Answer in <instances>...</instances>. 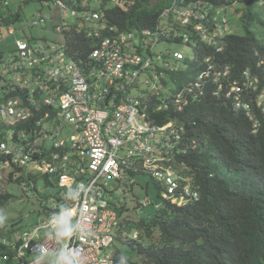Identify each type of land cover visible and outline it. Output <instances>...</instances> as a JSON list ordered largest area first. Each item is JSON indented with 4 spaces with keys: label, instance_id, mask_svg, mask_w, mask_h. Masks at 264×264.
Listing matches in <instances>:
<instances>
[{
    "label": "built area",
    "instance_id": "built-area-1",
    "mask_svg": "<svg viewBox=\"0 0 264 264\" xmlns=\"http://www.w3.org/2000/svg\"><path fill=\"white\" fill-rule=\"evenodd\" d=\"M8 1L0 0V7L7 5ZM36 1L41 6L30 26L50 21L45 8L53 5L61 12L60 31H83L94 44L86 60L68 62L66 46L43 42L32 44L17 39L15 59L0 62V84L4 81L2 84H7L10 80L12 85L23 89L35 85L45 91L44 103L57 111L56 124L51 130L44 126L47 117H44L46 122L43 124L41 119L35 125L29 123L35 110L41 106L29 108L19 97L0 101V119L13 117L15 120L8 125L21 120L33 128L32 136L25 127L13 136V130L8 129V125L0 124V155L9 159L0 161V176L9 165H28L56 181L52 186L53 192L49 194L50 201L47 198L43 204L48 212L45 221L15 235L16 251L12 258L16 264H34L36 258L31 257L34 256L32 249L40 240L39 232L47 229L51 237H55L51 218L60 205H65L73 209V225L79 222L81 231L78 233L77 228L66 241L52 239L53 249L67 247L74 250L80 256V264H114L112 256L107 254L119 228L116 213L108 207L105 198V194L113 190L111 180L122 181V188L129 194L136 181L134 175L127 173L145 172L166 184L162 193L164 199L184 204L199 198L193 185L175 178L171 170V151L179 142L183 127L172 123L163 126L154 124L148 118L145 97L139 93L132 95L131 91L148 72L153 78L151 87L156 89V80L163 70L181 69L179 62L184 58L181 52L169 49L164 53L155 52L161 41L178 38L190 43L192 39L195 43L193 47L197 49L199 39L207 45L217 46L220 37L229 32L228 5L163 0L165 5L160 7L156 24L141 30L140 44L134 40L133 32H119L117 26L108 23L106 7L91 5L90 9L85 8L87 3L97 0ZM255 2L264 7V0ZM130 3L131 0H115L114 4L128 10L134 0ZM82 5L85 10L79 11ZM217 9L220 11L215 17ZM70 17L75 20L69 22ZM91 26L95 28L90 30ZM214 29L220 33L213 35ZM13 32L9 29V33ZM184 34L186 38H183ZM221 49V46L217 47V51ZM82 62H85V67ZM204 64L203 70L172 99L177 109L187 105L190 98L199 97L206 84L213 83L214 95L219 96L223 92L225 97L234 100L235 107L250 111V103L242 100V94L258 89V74L246 68L237 80L228 64L219 65L209 58ZM156 65L162 68L157 69ZM258 66L264 72V59L261 57ZM33 68L40 73L34 76L30 73ZM20 73L21 84L14 82L15 75ZM31 98L27 100L33 104L36 98ZM257 99L264 113V91H260ZM63 123L73 129L69 137L64 135ZM50 138H53L52 144L46 149L45 140ZM65 146L67 149L63 155L55 153ZM78 184L84 186L80 200H67V189ZM22 186L27 187L25 182ZM41 242L49 243V239L44 237Z\"/></svg>",
    "mask_w": 264,
    "mask_h": 264
},
{
    "label": "trees",
    "instance_id": "trees-1",
    "mask_svg": "<svg viewBox=\"0 0 264 264\" xmlns=\"http://www.w3.org/2000/svg\"><path fill=\"white\" fill-rule=\"evenodd\" d=\"M198 1L217 6L242 3L244 12L239 24L243 32L225 33L217 46L197 39V67L190 62L186 71L178 72L174 82L180 87L192 79L196 71L203 70L205 58L219 65L228 64L233 77L240 80L246 68L255 69V52L258 51V58L264 56V7L261 6L259 13L254 0H185L184 4ZM164 5L163 0H134L128 10L116 6L107 10L105 17L119 29L132 28L135 41L141 44V30L156 24L160 7ZM240 9L233 7L230 16L236 17ZM67 38L70 56L76 61L84 60L94 41L75 29L67 32ZM218 46L222 47L220 51ZM262 70L258 67V89L243 95L250 102V112L235 107L233 99L225 98L223 93L215 96V85L208 83L203 95L189 101L178 114L170 110L151 114L159 123L177 118L183 124V138L171 151L176 160L174 167L181 178L193 183L200 198L183 206L164 202L160 210L135 216L127 203L119 204L118 198L113 197L111 203L118 211L125 233L124 240L119 241L133 251L127 254L118 250L116 264H264V113L257 102L259 92L264 91ZM30 73L35 76L40 72L33 68ZM10 87L4 84L0 89L10 92L7 97H19L25 100L24 105L29 103V87ZM33 96L37 99L36 107L52 110L44 103V90L36 88ZM23 126L17 123L14 130ZM25 130L33 135L32 127ZM66 149L67 146L55 153L63 155ZM12 174L7 175L8 180L20 183L25 179L21 173L14 178ZM27 176L36 183L41 178L46 186H55V179L49 175L30 172ZM34 190L38 194L36 185ZM48 197L45 195L46 200ZM11 199V193L0 192V211ZM10 225L4 219L0 222V264L9 263L14 253L11 241L18 230L9 229ZM134 231L137 238L131 237Z\"/></svg>",
    "mask_w": 264,
    "mask_h": 264
},
{
    "label": "rangeland",
    "instance_id": "rangeland-1",
    "mask_svg": "<svg viewBox=\"0 0 264 264\" xmlns=\"http://www.w3.org/2000/svg\"><path fill=\"white\" fill-rule=\"evenodd\" d=\"M155 1V0H152ZM15 3V2H14ZM25 4L19 9L21 18L26 22L29 23L34 12L39 8V3L35 2L34 0H26L24 2ZM115 3V0H97L96 2L91 3L92 6H96L97 8L101 7H109ZM116 7V6H113ZM111 7V8H113ZM233 7H236V10L238 8H241L239 11L235 13L236 17L230 16L232 15ZM259 7V8H258ZM228 8V13L230 14L229 16L233 20H229V31H234L237 33H242L243 32V27L239 24V19L241 15L244 12L242 3L240 2H233L231 5L227 6ZM258 12L261 13L262 8L261 6H258ZM110 9V8H109ZM108 9V10H109ZM124 10V9H123ZM46 11V10H45ZM219 9H217L214 13L215 17L217 16ZM54 15L57 17L59 16V11L57 9L54 10ZM75 19L74 17L69 18V22H73ZM16 28L20 27L21 24L17 22L14 25ZM39 28V27H37ZM253 26H250V29H252ZM259 29V28H258ZM37 31L36 29H34ZM260 31V29H259ZM2 35L0 36V48H5V49H12L15 50V43L14 39H21L22 35L20 33L14 35H6L5 32H1ZM219 30H213L212 34L217 35L219 34ZM183 38H186L184 35ZM204 40V37L202 38ZM53 43H63L64 42V36L62 34H57L55 37L52 38ZM137 40V38H135ZM194 40L190 41V44L188 43H173V44H167V43H161L159 46L155 48V51L162 52L166 48L171 49V50H178L183 53L184 55V60H181L179 63L181 66H183V70L188 67L190 59L194 57V52H193V45H194ZM2 58V54H0V60ZM7 59V58H6ZM3 70V69H2ZM167 72L169 71H164L162 73V76H160L157 80L156 83L162 84V87L158 90L160 93V97L166 98L170 96L177 88V83L174 82L173 78L177 77V75H172L168 74ZM150 74V73H149ZM165 74V75H164ZM15 80L14 82L20 83L22 80V74H17L15 75ZM9 79V78H8ZM29 80V78H28ZM6 82V81H4ZM2 82V83H4ZM1 83V84H2ZM30 86V92H33L37 86ZM147 89H150L147 87ZM35 92V91H34ZM33 98H31L32 100ZM40 99V98H39ZM45 99V98H43ZM37 101V100H36ZM22 103V102H21ZM39 107V106H37ZM15 119L13 117H2L0 119V124L8 125L9 123L13 122ZM70 130L65 129V134L69 136ZM51 145V140L45 141V147L48 148ZM13 171H19L17 170V167H12ZM12 169L7 168L1 174L0 177V192H9L12 194V199L5 205V207L0 211V217H3L4 220L8 225H10L12 222H15L13 225L8 226L9 229L11 230H18V233L28 229V228H34L38 224L43 223L46 219V211L41 204V201L44 202L45 195H49L53 192L52 185L51 186H46L44 182L39 178V180L36 183V190L38 194L35 192L33 188H29L27 190L23 189L22 186L18 184L16 181L8 180L7 175L8 172L10 173ZM31 169H34L31 167ZM29 170V168H28ZM20 172V171H19ZM14 178V177H13ZM137 180L139 181V184H136L134 186L133 192L130 191V194L125 197L124 193L125 190L122 188L124 185L121 183L122 181H117V180H111V186H113V189L117 195L118 202L119 204L121 203H127L126 206L130 209L133 215L135 216H142L144 213H153L155 210V205L158 203L162 202V198L160 197V187L157 182L153 180V178L149 175L147 176H142V177H137ZM148 182V189L145 191L143 186H140V184H144ZM121 183V184H120ZM44 196V197H43ZM51 197H48V201H50ZM149 200L150 203L145 206V207H136V203H143L145 200ZM20 229V230H19ZM47 231V229H43L39 232V238L42 240L44 237V233ZM49 231V230H48ZM50 232V231H49ZM112 250H121L123 253L130 254V252H133L130 249H127L123 246V244L120 241H115L113 246L111 247ZM108 249L107 251H109ZM3 264H13L11 262L9 263H3Z\"/></svg>",
    "mask_w": 264,
    "mask_h": 264
},
{
    "label": "clouds",
    "instance_id": "clouds-1",
    "mask_svg": "<svg viewBox=\"0 0 264 264\" xmlns=\"http://www.w3.org/2000/svg\"><path fill=\"white\" fill-rule=\"evenodd\" d=\"M255 1V0H254ZM257 4V3H256ZM257 5H259V4H257ZM260 6V5H259ZM185 35V34H184ZM186 36V35H185ZM170 40H175V41H170ZM170 40H168V41H170V42H172V43H184L183 41H181V39H178V38H174V39H170ZM192 40V39H191ZM190 40V41H191ZM43 43H49V42H43ZM51 44H56V43H51ZM188 44H190V43H188ZM156 48V47H155ZM173 51H178V50H173ZM66 52V51H65ZM180 52V51H179ZM193 52H194V57L192 58V59H190V61H189V63L190 62H193L194 64H195V67H197V49H194V47H193ZM182 53V52H181ZM257 53H258V51H256L255 52V55L257 56V62H259L260 61V58H258V55H257ZM183 54V53H182ZM15 56H16V53H15V51H14V54H13V59H15ZM184 56V55H183ZM259 57H261L262 59H264V56H259ZM185 58V57H184ZM184 58H183V60H184ZM2 59V58H1ZM206 59V58H205ZM210 59V58H209ZM66 60L69 62V61H71V60H73V59H71V58H69L68 56H67V54H66ZM211 60V59H210ZM1 61V60H0ZM205 61V60H204ZM204 61H203V63H204ZM258 67H260V66H258ZM249 68V67H248ZM262 68V67H261ZM188 69V67L185 69V71ZM251 69V68H250ZM252 70V72H254V73H256V74H258V68H257V63H256V67H255V69H251ZM179 71H184L183 70V66H181V69H179V70H175V71H169V72H174V73H172V74H174V75H177L178 74V72ZM198 72H200V71H196V73H195V75H194V77L192 78V79H190L188 82H186L185 84H183V85H181L180 87H177L175 90H173V92H172V94L170 95V96H168V97H166V98H162V97H160L159 95H160V93L158 92V90L162 87V84H158V83H156V89H154V91L152 92V93H150V97L149 98H145V103H146V105H147V114H148V118L149 119H151V120H153V122H154V124H156V125H159V126H163V125H167L168 123H172L173 125H175V126H183V124H180L179 123V121L177 120V118L176 119H170V120H167V121H164V122H161V123H159V122H157L156 120H155V118H153V116L151 117V114L152 113H160L161 111H164V110H166V111H173L175 114H178L177 112L178 111H181V110H179V109H177V107H176V105L173 103V101H172V99L175 97V95L186 85V84H188L190 81H192L194 78H195V76L197 75V73ZM160 76H162V72H161V74L159 75V77ZM158 77V78H159ZM173 80H174V78H173ZM8 85H11V89H13V88H15V87H18V86H15V85H12V84H10V83H7ZM2 85H4V84H0V88H1V86ZM206 86V85H205ZM204 86V87H205ZM204 87H203V89H202V91H203V93H204ZM9 88V89H10ZM253 92V91H252ZM10 92L8 91H6L5 89H3L2 88V90L0 89V101H2V102H7L8 100H12V99H14L15 97H13V96H9V97H7V95L9 94ZM203 93L200 95V96H202L203 95ZM223 92H221V94H222ZM260 93V92H259ZM224 94V93H223ZM243 95H244V93L242 94V100L244 101V102H248V101H246L244 98H243ZM216 96V95H215ZM220 96V95H219ZM224 97H225V95H223ZM7 97V98H6ZM225 98H227V97H225ZM232 99V98H231ZM192 100H194V99H192V98H190V100L189 101H192ZM258 100V99H257ZM35 102H36V99H35ZM233 102H234V100H233ZM189 103V102H188ZM248 103H250V102H248ZM259 106V105H258ZM260 107V106H259ZM41 108V107H40ZM241 109H243V107H241ZM250 109H251V105H250ZM245 110V109H244ZM262 111V110H261ZM37 111L35 110V113H36ZM247 112H250V111H247ZM156 117H157V115H156ZM176 117V116H175ZM44 122H46V118H44V121H43V123ZM24 124V126L23 127H21V129H23L24 127L26 128V127H28L27 125H29L28 123H26V122H23V121H21L20 120V123H19V121H16L15 123H14V125H8L7 126V128L8 129H11V130H13V136H16L17 134H18V132L21 130V129H19V130H14V126H15V124ZM45 127H46V125H44ZM47 128H49V127H47ZM180 134H181V138H180V140H179V142L174 146V147H177L178 145H179V143H180V141H181V139L183 138V132H181L180 131ZM66 135V134H65ZM70 135V134H69ZM47 140H50V139H47ZM51 146V145H50ZM46 149H48V148H46ZM181 151H183L184 152V148H181ZM0 161H8L9 159H7L6 157H4V156H2V155H0ZM172 157H173V160L171 161V170H172V172L175 174H173L174 175V177L175 178H177L178 180H180L181 182H190L192 185H193V183L189 180V179H183V178H181L180 176H179V174H178V172H177V170L175 169V167H174V165L176 164V160H175V157L173 156V153H172ZM12 167H17V166H14V165H9V168L10 169H12ZM28 168H29V170H28ZM17 170H19V171H16V170H14L13 171V169H12V171L10 172V173H13L12 174V177H17V175L18 174H22L23 175V177L25 178L24 180H21V182L20 183H18L20 186H22V183L23 182H25L26 183V185H27V187L26 188H24L23 186H22V188L23 189H25V190H27V189H29V188H33L34 189V187H35V185H36V182L35 181H32V180H30L29 178H28V173H30V172H33V173H41L40 171H38V170H36V169H31V167L30 166H28V165H25V166H19V167H17ZM5 171H8V170H5ZM2 172H4V171H2ZM2 172H1V174H2ZM9 172H8V174H10ZM43 174V173H42ZM127 174H130V176H135V181H136V184H139L138 182H137V180H136V176H147V175H149V176H151L152 178H153V180L155 181V182H157L158 183V185H159V187H160V197L162 198V202L161 203H158V204H156L155 205V210H160L161 208H162V206H163V203L164 202H170V203H172L173 205H177V206H183V205H185V204H187V203H189V202H192V201H197L199 198H200V193H199V191H198V189H196L195 187H194V185H193V188L195 189V190H197L198 191V193H199V198L197 199V200H190V201H188L187 203H184V204H178V203H176V202H172V201H169V200H167V199H164L163 198V196H162V193H163V191L166 189V184L163 182V181H161V180H159V179H157V178H155V177H153L152 175H150V174H148V173H145V172H137V173H135V174H133V175H131V173H127ZM45 175H47V174H45ZM1 177V176H0ZM135 184V185H136ZM134 185V186H135ZM142 186H143V184H142ZM144 189H145V191H147V189H148V182H147V184H146V186L145 187H143ZM133 189H134V187H133ZM133 189L132 190H130V191H132L133 192ZM82 191H84V186L83 185H76L75 187H70V188H68L67 189V192H66V199L67 200H71V201H73V202H78L79 200H80V196H81V192ZM130 191H129V194H130ZM125 192H126V190H125ZM129 194H126V193H124V195H125V197H127ZM117 197V195H116V193H115V191H114V189L111 191V192H109V194H105V198H106V202H107V204H108V207L110 208V209H112L115 213H116V217H117V220H118V224H119V228H118V230H117V232H116V237L114 238V241H113V243H112V245L109 247V251H108V253L107 254H109V255H111L112 256V259H113V262H114V264H116L115 263V255H116V253H117V251L118 250H112L111 249V247L113 246V244L115 243V241H119L120 240V238L121 239H123L124 240V235H125V233H124V231H122V222H121V219H120V217H119V215H118V211H117V209L116 208H114L113 207V205H112V203H111V201H112V198L113 197ZM118 198V197H117ZM119 199V198H118ZM138 203V202H137ZM150 203V201L149 200H145L143 203H138L140 206H143V207H145V206H147L148 204ZM124 205H125V203H124ZM158 205V206H157ZM3 217H0V222H2L3 221ZM51 226H52V231L54 230V232H55V237L53 238V237H51V234H50V232L47 230V231H45V233H44V236L43 237H47L48 239H49V243H42L41 242V239L39 240V242L38 243H36L34 246H33V249H32V251H33V253H34V256H31V257H35L36 259H35V261H34V264H80V256H79V254L77 253V252H75L74 250H71V249H69V248H67V247H59V248H55V249H53V247H52V244H51V240L52 239H58V240H60V241H66V240H68V239H70L73 235H74V232H76V229L78 228V233L81 231V228H80V225H79V222L77 223V225H73V209L71 208V207H68V206H65V205H60V207H59V209H58V211H56L53 215H52V218H51ZM28 229H30V228H28ZM27 230V229H26ZM51 231V232H52ZM19 234V233H18ZM15 235H17V234H15ZM15 235H14V237H15ZM137 232L136 231H134L133 233H131V237L132 238H137ZM14 237H13V239H12V241L11 242H13V249H14V251H16V245H15V240H14ZM9 243V242H8ZM13 256V255H12ZM4 262V261H3ZM11 263H13V264H16L15 263V261H13V258L11 257V261H10Z\"/></svg>",
    "mask_w": 264,
    "mask_h": 264
},
{
    "label": "crops",
    "instance_id": "crops-1",
    "mask_svg": "<svg viewBox=\"0 0 264 264\" xmlns=\"http://www.w3.org/2000/svg\"><path fill=\"white\" fill-rule=\"evenodd\" d=\"M25 1L26 0H9L7 5H3L2 7H0V36L2 35V33H1L2 31L5 32L6 35H14V37L16 36V34L20 33L22 35L21 39L29 41L32 44L41 43V42H49L51 44V43H53L52 42L53 41L52 40L53 37H55L57 34H62L63 36L65 35L64 36V42L63 43H56V44H58L60 46H66L65 51H66L67 56L69 58L75 60L72 56H70L71 48L69 46V40L67 38L66 31H60L59 28H58L61 25V23H62L60 10L57 7L53 6V5H50L49 7H46L45 8L46 13H48L50 15L51 20L48 21V22L41 23L38 26H30L29 23L31 22V20L33 19L36 11L40 8L41 5H40L39 1L34 0L35 2L39 3V8L34 12L30 22L26 23L21 18V14H20V11H19V9H21V7L25 4L24 3ZM41 1L44 2L45 0H41ZM47 1H49V0H47ZM113 6H116V5L113 4V5H111L109 7H106V8L109 9V8H111ZM93 7H96V6H93ZM85 8L86 9H90L91 8V3H87ZM55 9H57L59 11V16H57V17L54 15V10ZM78 9H79V11L85 10L83 5L81 7H79ZM17 22H19L21 24V26L18 27V28H16L14 26ZM37 27H39V28H37ZM94 28H95L94 26H91L90 30H93ZM9 29H13L14 32L13 33H9ZM34 29H36L37 31H35ZM116 29H118L119 32H129V31H131L132 28H128V29H123L122 30V29H119L118 27H116ZM131 32H133V31H131ZM133 38L135 40L134 34H133ZM16 40L17 39H14L15 50H16ZM161 43L173 44L172 42H170L168 40H164V41H161L157 46H159ZM91 46H93V43L91 44ZM79 48L80 47L77 48V51H78ZM167 49L168 48L163 50L162 53H164L165 51H168ZM15 50H12V49L9 50V48L8 49L0 48V54H2V59H1L0 62L13 59V54H14ZM89 50L90 49L87 50L84 60H86L87 53L89 52ZM170 50L171 49H169V51ZM155 52L159 53V51H155ZM77 53H79V52H77ZM82 65H83V67H85L86 66L85 62H82ZM162 73H164V70L162 71ZM167 73L170 74L171 72H167ZM145 80H148V83H144ZM152 81H153V78H152L151 74H149V72L144 74L141 77V79L138 81L137 85H135V87L132 89V91H131L132 95H136V94L139 93L142 97L149 98L150 97V93H152L154 91V89H152V87H151ZM147 87H149L150 89H147ZM34 91L30 92V88H29V90H28L29 96H28L27 99H30L34 95ZM33 104H35V101H34ZM33 104L28 103L27 106L29 108L36 107ZM51 109H52L51 111H48V109H45L43 111V108L39 107L37 112L31 116V118L29 120V123L31 125H35L36 121L41 119L42 124H43L44 117H47V122L45 123L46 127H49L51 130H53L54 129V125L53 124H56V121L54 119L56 117L57 111L53 107H51ZM63 124H64V128L63 129L64 130L65 129H69L70 130L69 134L71 135L73 133L72 127L70 125H67L66 123H63ZM64 130H63V132H64V135H65V131ZM45 141H47V140H45ZM49 148H50V146L48 147V149ZM137 177H142V176H136V180H137ZM137 182L139 183L138 180H137Z\"/></svg>",
    "mask_w": 264,
    "mask_h": 264
}]
</instances>
